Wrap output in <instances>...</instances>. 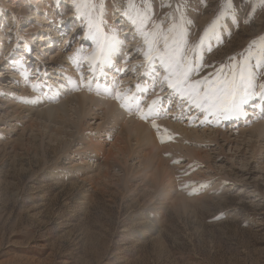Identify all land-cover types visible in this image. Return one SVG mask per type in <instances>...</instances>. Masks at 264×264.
Wrapping results in <instances>:
<instances>
[{
    "label": "rangeland",
    "instance_id": "1",
    "mask_svg": "<svg viewBox=\"0 0 264 264\" xmlns=\"http://www.w3.org/2000/svg\"><path fill=\"white\" fill-rule=\"evenodd\" d=\"M230 2L226 15L229 0L0 2V264H264V134L248 135L252 125L264 124V99L251 96L244 115L205 119L161 82L159 60L145 63L139 25L132 23L139 8L158 25H182L189 62L195 60L193 81L230 75L245 61L258 90L264 83V0ZM218 16L215 33L201 43ZM113 35L120 44L110 61L90 66L84 57L96 46L93 36ZM82 88L93 102L74 100ZM117 91L132 98L124 107ZM157 94L159 115L141 119L137 104L146 108ZM109 95L120 106L119 119L106 113ZM54 105L61 109L56 123L43 112ZM124 120L148 123L164 140L159 152L177 175L176 188L142 187L152 184L156 164L140 162L152 146L126 134ZM90 136L114 166L110 177L81 188L69 183H80L77 173L105 172L93 161L96 151L78 144ZM168 193L184 195L193 206L159 209ZM152 211L159 237L152 229L139 233Z\"/></svg>",
    "mask_w": 264,
    "mask_h": 264
},
{
    "label": "snow or ice",
    "instance_id": "2",
    "mask_svg": "<svg viewBox=\"0 0 264 264\" xmlns=\"http://www.w3.org/2000/svg\"><path fill=\"white\" fill-rule=\"evenodd\" d=\"M77 7L79 8V5ZM130 7H135V5L130 4ZM231 7L232 4L229 0L222 15H226ZM219 19L218 16L205 30L204 35L200 36L201 43L205 36L215 33ZM132 23L139 25L138 31L146 48L144 51L145 63H154L159 60L162 72L157 75L162 77L161 82L166 84L167 88L175 91L183 103L188 104L190 108L194 107L200 110L205 119L209 116L228 118L229 116L244 115L243 106L251 96L255 95L264 99V83L260 84L258 90L253 87L252 72L247 62L241 61L234 64L230 69V75H225L221 71L215 79L193 81L191 73L195 67V60L189 62V49L182 25H158L154 21H148L147 12L142 14L139 8L136 9ZM93 39L96 46L84 59L90 66L109 62L112 52L120 44V41L115 35L111 38L93 36ZM261 51L264 53V45H262ZM88 86L91 87V84L89 83ZM116 98L125 102L121 104V107H124L132 99L126 95L121 96L119 91H117ZM161 100L162 97L157 94L146 108H141L137 104L141 119H151L159 115ZM261 115L264 116V112ZM153 126L156 127L154 121Z\"/></svg>",
    "mask_w": 264,
    "mask_h": 264
},
{
    "label": "bare ground",
    "instance_id": "3",
    "mask_svg": "<svg viewBox=\"0 0 264 264\" xmlns=\"http://www.w3.org/2000/svg\"><path fill=\"white\" fill-rule=\"evenodd\" d=\"M12 1H16V0H0V2L1 3H6V4H8V5H10V3H12ZM29 2H36V3H33V4H37L39 1H41V0H28ZM69 1V5H75V2H76V0H63V2L66 4L67 2ZM34 7V6H33ZM117 7V9H118V11L119 12H122L123 11V9L122 8H125V5L124 4H122V5H117L116 6ZM114 24H116L117 26L119 25V26H121V25H124V24H126V21L125 22H121V23H119V22H114ZM197 24V23H196ZM127 26V28L126 29H128V30H130V26L127 24L126 25ZM137 28V27H136ZM201 29V28H200ZM136 30V29H135ZM138 35H140L139 33H138ZM141 38V37H140ZM140 38H139V40H140ZM199 39V38H198ZM199 42V41H198ZM126 44L127 45H129V44H131V42H126ZM42 46V45H41ZM41 46H39V47H41ZM113 53V52H112ZM115 56H116V54H115ZM162 72V71H161ZM160 72V73H161ZM45 87H46V85H45ZM49 87V86H48ZM108 87V86H107ZM47 89V88H46ZM46 89H45V91H46ZM80 90V92H81V95L80 96H75L74 97V100L76 99V100H78L79 99V103L81 104V103H85V102H87V100H90V103H91V101L93 102V98L92 97H90L89 95H87V96H89V97H86V93L85 92H83V88L82 89H79ZM78 91V90H77ZM75 93V92H74ZM92 96V95H91ZM38 97V96H37ZM41 97V96H40ZM254 97V96H253ZM46 98V97H45ZM44 98V99H45ZM178 98V97H177ZM43 99V98H42ZM73 100V98L72 99H69V101H67V103H71V101H74ZM86 100V101H85ZM108 102L106 103L107 104V106H106V113H107V115H113V117H114V115H115V112L117 111L118 112V108L120 107H118V105H117V107H116V105H113V102H114V97H113V95H109V97H108V99H106ZM259 101H260V99H259ZM65 102V101H64ZM77 102V103H78ZM96 102H97V100H96ZM104 103H105V101H103ZM102 102V103H103ZM89 104V103H88ZM117 104V103H116ZM79 105V104H78ZM82 105V104H81ZM86 105V104H85ZM60 106V105H59ZM59 106H57V105H54V106H52V107H50V108H48V109H46V110H44L43 112H44V117H46L47 119H52V120H55L56 118H54V116H59V115H55V113L57 112H59V111H61V109H60V107ZM80 106V105H79ZM88 107V106H87ZM85 108H86V106H85ZM105 108V107H104ZM190 110V109H189ZM249 111V110H248ZM197 112V111H196ZM114 113V114H113ZM121 113V112H120ZM249 113V112H248ZM117 115V114H116ZM115 115V116H116ZM38 116V115H37ZM121 116V115H120ZM188 116V115H187ZM112 117V116H111ZM123 117H125V116H123ZM54 118V119H53ZM114 118H117V116L116 117H114ZM117 119H119V118H117ZM58 121V120H57ZM59 122H60V120H59ZM58 122V123H59ZM124 122H125V124H126V126H127V128H125L124 126H125V124H124V128L125 129H127V131H128V133H126V131L125 130H123L122 129V127H121V129H119L120 130V132L122 133L123 131L126 133V134H132L133 132L135 133V138H136V141L137 142H139V143H141V142H147V141H149L150 143H151V145H149V146H152L151 148L152 149H150V150H147V152H145L147 155H143L142 156V160L140 161L141 163H144V165H146V167H149L150 165H151V168L153 167V164L155 163L156 165H155V169H154V171L153 172H151V174H150V177H151V182H152V184H148V185H146V183H144L143 185H142V187L143 186H145L146 188H150V187H154V185H158V186H163V189H164V187L166 186V187H168V188H176V184H175V182H176V176H175V172H172L171 170V168L169 167V165H168V161L169 160H167V159H164V158H162V156H161V153L159 152L160 151V147H162V146H160L161 144H164V140H158V136H157V134H156V132H154V128H151L152 126L149 124L148 125V123L146 124L145 122H141L140 120H138V121H136V120H124ZM54 123H56V120H55V122ZM63 123V122H62ZM65 123V122H64ZM129 123V124H128ZM67 124V123H66ZM166 124V123H165ZM263 124V123H262ZM261 123H256V124H254V125H252V127H250V129H248L249 131V134L248 135H251V136H249L250 138H249V140H252L251 138L252 137H256V138H258V137H261V135L262 134H264V124L262 125ZM123 125V124H122ZM121 125V126H122ZM30 127H32L31 126V124H30ZM175 128V127H174ZM163 130V129H162ZM174 130V129H173ZM176 130H178L177 128H176ZM196 130V129H195ZM211 131V130H210ZM59 132H61V131H59ZM59 132H56V133H59ZM163 132V131H162ZM161 131H159V133H162ZM158 133V135H160ZM193 133V132H192ZM196 133L197 132H195L194 134L196 135ZM211 133H215V134H213V135H216V134H218L217 132H211ZM243 133H244V131H243ZM118 134V133H117ZM219 134H222L223 135V140H225L227 143L228 142H231L230 140L231 139H229L230 138V136H225V132H223V131H221ZM123 135H125V134H123ZM246 135V134H245ZM126 136V135H125ZM194 136V135H193ZM117 137H119L118 135H117ZM157 137V138H156ZM196 137V136H195ZM90 139H87L86 141H84V143H81V142H78V144H83V145H86L87 147H90V149L91 150H93V151H96L95 153H96V157H92L93 158V161H99L98 162V164L100 165V166H102V170L103 171H105V172H101V173H99V175L98 176H90V177H85L86 175H87V173L85 172V173H83L82 175H80V173H77V177L78 178H81L80 179V183H79V181H76V179H73V178H71V180L72 181H70L69 183L71 184V185H75V186H79V187H81V188H84V185H83V183L84 182H88V181H91V180H99V179H101V178H108V177H110L111 175H110V170L112 169V167L114 166V164H113V162L111 163L110 162V155L111 154H106L105 153V151L103 150V146L104 145H102V143L101 142H97L96 140H97V138L95 139V137L93 136V137H89ZM187 138H188V136H187ZM213 138H214V136H213ZM212 138V139H213ZM263 138H264V136H263ZM262 138V139H263ZM52 139V138H51ZM161 139H162V137H161ZM191 139V138H190ZM229 139V140H228ZM216 140V139H215ZM100 141V140H99ZM99 143V144H98ZM141 144H143V143H141ZM141 144H138V145H141ZM171 144L169 143V146H170ZM177 145H179V144H177ZM251 145H253V144H251ZM250 145V146H251ZM176 146V145H175ZM84 147V146H83ZM141 147H142V145H141ZM172 147V146H171ZM173 147H174V145H173ZM259 147H260V145H259ZM145 149H146V147H144ZM187 149H189L188 147H186ZM194 148V147H193ZM196 148V147H195ZM142 149V148H141ZM153 149H156V151L154 152V150ZM257 149H258V147H257ZM260 149V148H259ZM118 150H120L119 152L120 153H123L122 152V150L121 149H118ZM130 151V150H129ZM128 151V152H129ZM201 151V150H200ZM207 151V150H206ZM199 152V151H198ZM36 153V152H35ZM114 155H117L118 156V154L117 153H113ZM191 154H192V152H191ZM199 154V153H198ZM197 154V152H196V150H193V154L192 155H195V156H200V155H198ZM163 155V154H162ZM116 156V157H117ZM202 157V156H201ZM198 158V157H197ZM201 160V159H200ZM154 168V167H153ZM171 169V170H170ZM98 174V173H97ZM56 176H59V177H61L59 174H55ZM54 175V176H55ZM61 175H63V177L65 176V175H68V172H62L61 173ZM82 176V177H81ZM69 179V178H68ZM78 180V179H77ZM179 180H180V178H179ZM144 180H142L141 179V182H143ZM181 181V180H180ZM138 183V182H137ZM89 184H91V183H89ZM218 184V183H217ZM135 185H137V184H135ZM138 187H139V185H137ZM141 186V185H140ZM105 187V186H104ZM129 188H131V185L129 184V186H128ZM137 188V187H136ZM95 189V188H94ZM166 190V189H165ZM178 190V189H177ZM87 191V190H86ZM168 190H166V192H167ZM84 192V191H83ZM210 193V192H209ZM85 194V193H84ZM170 193H168L162 200H160L159 201V204H160V206H162V207H160L159 209H163V210H166V208H168V207H171V208H175L177 211H182V210H187V209H190L192 206H193V204H192V200H190V199H187L186 197H184V195H178V194H176L175 196L174 195H169ZM88 196L89 195H84L83 196V200L84 201H88ZM195 198V197H194ZM193 202H194V200H193ZM86 209V208H85ZM158 209V210H159ZM156 211V210H155ZM155 211H152L151 212V214L150 215H147L146 217H144V219L142 220V224H141V231L139 232L141 235H143L144 233H147V231L148 230H154V233H156V236H160V233L161 232H159V233H157V232H155V231H159V219H157V214L156 215H154L153 214V212H155ZM189 211V210H188ZM185 212V211H184ZM161 213V212H160ZM139 216V215H138ZM148 216L150 217V218H154V216L156 217L155 218V220L154 221H149L148 220ZM137 232V233H138ZM152 232V231H151Z\"/></svg>",
    "mask_w": 264,
    "mask_h": 264
}]
</instances>
